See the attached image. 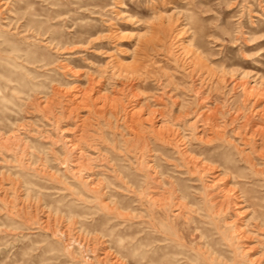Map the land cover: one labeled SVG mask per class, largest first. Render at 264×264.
<instances>
[{
  "label": "rangeland",
  "instance_id": "obj_1",
  "mask_svg": "<svg viewBox=\"0 0 264 264\" xmlns=\"http://www.w3.org/2000/svg\"><path fill=\"white\" fill-rule=\"evenodd\" d=\"M163 238L264 264V0H0V264Z\"/></svg>",
  "mask_w": 264,
  "mask_h": 264
},
{
  "label": "bare ground",
  "instance_id": "obj_2",
  "mask_svg": "<svg viewBox=\"0 0 264 264\" xmlns=\"http://www.w3.org/2000/svg\"><path fill=\"white\" fill-rule=\"evenodd\" d=\"M183 199V198H182ZM185 202V201H184ZM171 228V227H170ZM169 229V228H168ZM165 230H167V228H165ZM174 230V228L172 229ZM168 232V231H167ZM173 232V231H172ZM169 233V232H168ZM167 233V234H168ZM171 233V231H170ZM174 233V232H173ZM176 233V232H175ZM174 233V234H175ZM178 233V232H177ZM171 235V234H170ZM173 237V234L171 235ZM164 237V236H163ZM166 238L168 237L165 236ZM174 240V239H173ZM176 240V239H175ZM180 241V240H179ZM178 241V242H179ZM176 242V241H175ZM170 243H172L170 241ZM174 243V242H173ZM161 245V252H162V257L159 258L155 264H188L189 262H191L190 264H192V261H194L193 259L188 260L187 257L184 256V254L182 252H179L177 249L176 250H172V251H167L166 252V248L168 247V242L166 241V239L164 240L161 239L160 240V244ZM171 245V244H170ZM172 245H176V244H172ZM185 246V245H184ZM206 246V245H205ZM208 249V248H207ZM204 257V256H203ZM262 257V256H261ZM207 260V259H206ZM151 262H154L153 260Z\"/></svg>",
  "mask_w": 264,
  "mask_h": 264
}]
</instances>
